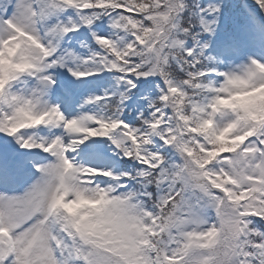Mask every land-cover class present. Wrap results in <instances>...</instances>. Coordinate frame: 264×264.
<instances>
[{
  "label": "snow or ice",
  "instance_id": "obj_1",
  "mask_svg": "<svg viewBox=\"0 0 264 264\" xmlns=\"http://www.w3.org/2000/svg\"><path fill=\"white\" fill-rule=\"evenodd\" d=\"M0 264H264V0H0Z\"/></svg>",
  "mask_w": 264,
  "mask_h": 264
}]
</instances>
